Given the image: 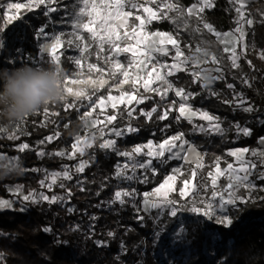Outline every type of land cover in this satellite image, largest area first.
Listing matches in <instances>:
<instances>
[{"label":"trees","instance_id":"trees-1","mask_svg":"<svg viewBox=\"0 0 264 264\" xmlns=\"http://www.w3.org/2000/svg\"><path fill=\"white\" fill-rule=\"evenodd\" d=\"M171 1L184 9L197 2ZM247 9L254 18V25L247 34L249 48L238 68L231 67L228 54L222 52L223 45L214 34L203 29L202 24L201 32L193 31L199 23L194 16L188 18L190 27L187 30L182 26L177 29L176 24L167 19L156 20L148 26L149 31H164L173 35L179 31L180 47L185 54L193 53L195 47L201 45L209 47L220 58L224 69L223 78L210 87H202L188 71H180L171 79L176 87L192 93L194 108L205 109L216 115L226 133L217 135L198 131V124L201 123L199 119H193L191 123L185 118L177 119L179 114L176 110L171 111L167 119H159L163 103L177 100V96L172 92L169 97L162 99L156 93H150L131 119L132 127L138 131L118 141L115 150L102 149L99 147L101 141H96L83 156L89 164L78 175L81 181L70 185L71 195L69 189L57 188L69 198L66 205L57 201H43L31 206L27 212L17 209L0 211V250L7 254L6 264H158L153 231L159 223L155 221L154 213L139 214L130 199H125L123 204L114 202V193L122 186L116 176L121 161L118 150H131L150 139L162 141L180 132L205 152V168L209 170L214 168L217 158L223 166L232 161L233 157L228 153L231 148L255 149L259 146V139L264 136V59L261 58L264 53V0L250 3ZM175 15V12L170 13V16ZM202 17L203 21L219 32L233 30L238 25V14L230 0H215L214 7L206 9ZM187 44L193 48H186ZM247 61H251V65ZM246 79L249 80L247 84L244 83ZM228 84L235 87L229 88ZM233 92L247 97L253 111H244ZM155 106L158 107L157 112L152 114L151 119L139 112L140 108L149 111ZM55 109L59 115L50 118L60 122L57 128L55 123H42V112L27 118L26 133L18 142L25 141L30 147L23 152L12 151L18 154V163L22 165L23 171L19 175L10 172L0 177V196L12 197L7 190L8 185H22L25 192L36 189L41 174L35 168H58L61 158L55 153L64 146H70L74 136L86 133L76 107L65 110L64 104H60ZM237 125L251 129V135L237 132ZM56 131L60 132L58 139L40 143ZM39 151L45 154L38 155ZM164 176L165 171L162 170L157 174L148 171L147 182L139 184V191L152 189ZM231 215V227L208 224L209 228L221 233L223 244L228 238H233L231 247L225 244L217 249L220 258H224L221 264H264V199L247 201L231 210ZM187 224L191 228L193 250L186 261L178 260L176 264H209L208 256L203 251L204 227L195 220ZM45 228L51 231L46 232ZM109 232L115 235L109 236Z\"/></svg>","mask_w":264,"mask_h":264},{"label":"snow or ice","instance_id":"snow-or-ice-1","mask_svg":"<svg viewBox=\"0 0 264 264\" xmlns=\"http://www.w3.org/2000/svg\"><path fill=\"white\" fill-rule=\"evenodd\" d=\"M48 3H55V0H47ZM234 5H239L235 7V11L238 14L236 27L232 32L220 33L214 29V27L203 21L201 14L204 13L206 8L214 7L212 0H197L196 4L191 5L187 9L181 7L178 3L171 2V0H160L157 3V0H77L79 5L78 13L75 14L74 19L72 20L71 27L73 28V35L75 41H78L77 47L81 52H88L89 44L84 42V36L80 34V30L90 34V39L96 43L97 59H101L102 54L106 50L108 55L103 57L104 63L108 65L107 68L99 66L97 63H87L85 57L75 59V66L79 69L73 76H64L65 85L68 82L72 84H90L93 88V92L89 94L86 89H79L74 91L71 87H66L65 91L69 95H73L81 102V106L85 108V111L80 116V119L85 122L87 128H95L97 125H103L98 129L101 136L104 135V128L108 124L113 123L116 120V115H108L106 117L107 123L103 120L93 119V113L97 109L101 110V113L107 108L111 107L116 109L118 105H130L134 100L138 103H143L144 97L137 95L139 89L137 86L142 87L146 92H155L157 95H160L161 98H165L168 91H174L177 97H180L183 101H187L192 94L186 93L182 88H174V86L167 81L166 76H172L178 71H185L188 69L189 65H194L199 67L201 64L211 63L216 65L215 68L209 69H200L198 72L192 73L195 80L199 81L201 79L208 80H219L221 76H211V72L215 71L222 73L223 69L219 67L221 64L220 58L212 51L209 47L197 45L193 50L192 55H185V52L181 49V41L179 39V31L175 35L172 33L165 32H153L148 33L145 31L146 25L151 23L153 20L167 19L172 23L176 24L177 29H180L181 26L184 30H187L190 25L188 18L196 17L199 21L197 27L193 29L194 32H201L202 29L200 24H202L203 29H206L209 33H212L216 36L217 41L220 44H223L222 52L228 54V59L231 60V67L238 68L239 55L237 54V46L241 47L242 52H246L247 46L243 44L245 33L243 23L251 26L254 21L251 18H245L244 0H232ZM46 0H28L25 3H8L7 9L8 12L5 13L7 23H11L14 19L18 18L16 15L9 14L13 9L20 10L22 8L39 7L44 5ZM156 5L152 7L151 5ZM75 7V5H74ZM125 8L129 10L125 11ZM135 10V12L133 11ZM50 12H55L57 9L52 7L49 9ZM175 12V16H170L169 13ZM135 17L136 21H139L134 27H131L129 30L128 21L130 18ZM86 18V19H85ZM179 21L180 23H177ZM39 35L46 36L44 27L39 29ZM63 34L55 35L53 42L51 44H45L42 48L43 52L49 53L52 58V63L56 64L59 68L61 62L60 55L57 54L58 49L64 46V42L61 39ZM73 40H68V44L72 45ZM170 45L171 49L167 46ZM0 43V47H2ZM186 48L192 49L191 44L185 45ZM174 50L173 63L166 64L160 63L156 56L161 54L164 56L169 55V52ZM130 54L131 59L127 64H124L120 61L119 56L121 54ZM261 58L264 59V53L261 54ZM43 59V57H42ZM251 65V61H247ZM60 69V68H59ZM85 69L89 74L87 78L85 77ZM92 74H97L96 78H92ZM117 76L122 79L119 80L120 84H131L135 91L133 93L127 91H121L119 95H112L111 91L104 96H97L96 99H93L95 91L103 89L105 85L109 83V80L105 77L115 80ZM244 83H248L247 80H244ZM153 85H157L153 87ZM116 85H113L115 87ZM229 88H234L233 84L227 85ZM250 86V85H249ZM216 95V93H213ZM86 102V103H84ZM225 103H231V101H224ZM238 103L243 105L245 102L242 98H238ZM76 102L66 103L65 110L72 109L76 107ZM176 110L179 115L177 119L185 118L190 123L192 122V117L199 116L200 119L208 121L209 127L205 128L203 125L198 126L200 131H212L222 133L223 129L220 127L219 123H214L218 118L210 115L207 112L203 111H194L190 105L186 103H180L178 108L176 107V102L172 101L171 106L166 108L162 114L158 117L161 120L167 119L170 112ZM246 112L253 111L251 105L243 109ZM44 115H49V109L44 108ZM157 112V108H153L151 112L144 113L149 119H151L152 113ZM130 114V113H129ZM51 115H59V113H51ZM43 123V121H42ZM55 123V121H53ZM65 128L68 127L67 124L64 125ZM238 132H242L244 135H251V129L249 128H240L239 125L236 126ZM109 131L115 136H122L125 131L128 133L138 131L131 126H128L126 129L111 128ZM0 132L7 133V129L0 127ZM60 132L56 131L53 134H49L44 139L40 141L41 144L46 142L50 143L54 139H58ZM9 139H19L18 136L13 134H8ZM95 134L89 137H80L76 136L74 142L71 144L73 151L70 153H65L63 151L56 152L55 155L64 156L68 155L69 158H74L76 154L83 153L84 146H91V141L95 140ZM179 142V143H177ZM261 143H264V137H261ZM188 144V141L184 139L183 133H177L173 136H170L164 139L158 144H154L149 141L148 144L143 146H136L132 152H119L121 156L132 158L134 154H144L152 158H162L165 156V153H172L174 158H181L186 160L189 163H195V168L190 171L189 177L185 178L182 181L183 187L179 191L181 198L187 200L192 193L197 192L198 185L195 183L197 176V169L203 167L202 163L199 161L202 160V154L196 152L194 147L188 149L184 148V145ZM116 141L114 139H107L99 145L102 149H112L115 150ZM20 152H23L25 149L29 148L27 143H21L17 145ZM147 148V152L144 149ZM177 149V151H173ZM187 152L189 155L195 157V160H189L188 155L181 156V152ZM249 152L248 148H241L236 150H231L229 155L236 158L238 166H234L233 163H228L225 169H221L219 158L215 161L214 171H209L207 177L210 178V184L205 183L201 187H211L212 192L210 197H208V202L201 200L199 203L203 205L202 207L196 206V203H192V206L188 209L190 212L202 215L209 220L212 219L215 214V209H226L227 206H235L237 202L247 203L248 197L239 196L237 193L240 189H247L249 193L256 188L254 182L250 179L253 175V172L257 168V162L253 160H245L243 157L246 153ZM45 153L43 151L39 152L38 155L43 156ZM252 156L256 157L258 162L261 165H264V151L252 150ZM15 159V158H13ZM152 164V160L149 159L146 163L134 164L132 167L145 168ZM86 162H81L77 167L76 171L82 173L86 167ZM119 168V166H118ZM124 169L128 168V165L123 166ZM155 173V168L152 169ZM62 175L63 178L71 180L72 175L69 171L65 170L63 173L52 174V183H56L58 176ZM116 175L118 177L125 176L123 170H118ZM177 175H183L181 169H175L172 175H169L165 178L163 183H161L157 188L154 189L152 193H145L144 204L147 206L158 208L161 204L172 205L170 210V215L175 217L179 209L175 206L178 204V201L169 199V194L175 191L174 184L177 179ZM221 177H226L227 183L223 188L218 184V180ZM131 179L132 177H126ZM258 179L264 180V174H259ZM41 184L44 185V181H41ZM51 187V185H46ZM63 187V185H61ZM84 189L82 188L81 191ZM19 192V189H17ZM69 195H71V190H68ZM134 195L133 192L129 191H116L114 193L115 201L123 204L125 203L124 197H129ZM155 197L156 199L150 200L148 197ZM22 199L24 201L31 200L32 202H38L36 200L35 194L23 195ZM40 199L48 201L50 203H55L58 199H61L57 196L49 197L47 195L40 194ZM215 202V203H214ZM12 207V201L0 199V209H9ZM23 210V209H21ZM142 219V217H139ZM217 223L224 225L225 227H230L232 224V219L224 215L222 217H217ZM44 231H51L50 228H45ZM109 236H114L112 232L108 233ZM103 245V242H101Z\"/></svg>","mask_w":264,"mask_h":264},{"label":"rangeland","instance_id":"rangeland-1","mask_svg":"<svg viewBox=\"0 0 264 264\" xmlns=\"http://www.w3.org/2000/svg\"><path fill=\"white\" fill-rule=\"evenodd\" d=\"M214 1L215 0H212L213 5H214ZM230 1L233 4L232 0ZM258 1L259 0H244L243 11L245 13V18H251L254 21V18L252 14L249 12V10L247 9V6L250 3L258 2ZM27 2L28 0H0V43H2L3 45L2 47H0V68L19 67L21 65H28V66L40 67V68H48L52 66L57 67L56 64L52 63V58L49 55V53L43 52L42 48L45 44H51L53 42L55 35L61 34V33L63 34L61 36V39L64 42V46L58 49L57 54L60 55L61 62L59 64V68L62 71L64 76L74 77V74L79 71V69L75 66L74 61L75 59L81 58V57H85L87 63H97L101 67H105V68L108 67V65L105 64L103 60V57L108 55L107 46H106L105 52L101 56V59L98 60L96 56V52L98 50L97 45L95 42H93L90 39V34L84 32L83 30H80V34L84 36V42L89 44L88 52L86 53L81 52L80 49L77 47V44L79 42L75 41V37L73 35L74 30L71 27L72 20L74 19L75 14L78 13L79 6H82L77 3V0H55V3H48L46 0V3L44 5H40L39 7H32L31 9L22 8L20 10L13 9L9 14L16 15L18 18L14 19L11 23H7V19L5 15V13L8 12L7 4L8 3H25L26 4ZM159 2L160 0H157V3ZM151 6L156 7L155 4ZM234 6L238 7L239 5H234ZM52 7H55L57 11L50 12L49 9ZM206 9H210V8H206ZM127 10L129 9L125 8V11ZM133 11L135 12V10ZM134 19L135 17L133 16L128 21L129 30L131 29V27H134L136 24L139 23V21H136ZM159 20H162V19H159ZM154 21L156 20H153L152 22ZM151 23L146 25V28H145L146 32L148 33L164 32V31H149L148 26ZM241 23L243 24L244 33H245L243 44L246 45L248 49L249 44L247 40V34L252 28V26L254 25V23L251 26L247 25L246 23H243V21H241ZM238 26L239 25H237L236 27ZM41 27H44L45 33L47 34L46 36H43V35L38 36L39 29ZM233 30L226 31V32H220V33H228V32H232ZM70 39L74 41L72 45L68 44V40ZM167 47L171 49L170 45H168ZM245 53L246 52L241 51L240 46H237V54L240 57L238 60L239 66L241 64V58ZM192 54L193 53L185 54V55H192ZM173 56H174V50H171L169 52V55L164 56L161 54H157L156 58L160 63H166L170 65L173 63ZM119 59L122 63L127 64L129 60L131 59V55L128 53L121 54L119 56ZM215 67L216 65H213L211 63L201 64L199 67H196L194 65H189L188 69L185 71H188L189 73L192 74L194 72L200 71V69H209V68H215ZM219 67L223 69L222 64H220ZM179 72L180 71L176 72L174 75H176ZM223 74H224V69L222 73L213 71L211 72L210 75L211 76L219 75L221 76V78H223ZM88 75L89 74L87 73L85 69L84 78H87ZM96 75L97 74H92V78L95 79ZM172 76H166L167 81H169L174 86V88H181V87H176L174 85L171 79ZM105 78L109 80V83L105 85L103 89H99L95 91V95H93L94 100L96 99L97 96H100V95L106 96L109 93V91H111L112 95H119L121 91H127L130 93H133L135 91L131 82L129 84H120L119 80L122 78L119 76H117L115 80L110 79L109 77H105ZM246 80L249 83V80L248 79ZM195 81L200 82L202 87L205 88V87H210L214 85L215 81L217 80H212L211 78H209L208 80L201 79L199 81L197 80ZM113 85H116V86L113 87ZM156 86L157 85H153V87H156ZM66 87H71L74 91L83 88V89H86L89 92V94L93 92V88L90 84H72L71 82H68L66 84ZM137 87L139 89L137 95L138 97L139 96L144 97V101L149 97L150 93H155V92H146L142 87H139V86ZM172 92L174 91L172 90L168 91L165 98L169 97V95ZM185 92L190 93L187 91ZM158 96L161 97L160 95ZM192 96L187 101H183L180 97H177V100L172 99V101L176 102L177 108L180 103H186L190 105L194 111L207 112L210 115L217 117L216 115L210 113L209 111L205 109L194 108L192 106V101H191ZM233 96L236 98L237 103H238V98L243 99V101L245 102L243 105H240L238 103L241 108L248 107L249 105L252 106V104L248 102L249 101L248 98L243 96V94L239 92H233ZM72 102H76V105H77L76 109L80 117L85 111V108L81 106V102L78 101L77 98L73 95H69L67 102H61L59 104H50L49 106H47V108L49 109L48 116L44 115V111H43L44 108H41L36 113L42 112V116H43L42 121L44 123H53V121L55 120L53 118L51 119L50 117L55 116V115H51V113H57L55 107L60 104H64L65 106L66 103H72ZM171 102L163 103L164 108L162 112L166 108H169L171 106ZM141 104L142 103H138L137 101L134 100L130 105H123V104L118 105L116 109H112L109 106L103 111V113H101L100 109H97V111L93 113V117H92L93 119L103 120L105 121V123H107L106 117L108 115L115 114L117 117L116 120L113 123L108 124L107 127L104 128L103 136H101L98 131L99 128L104 127L103 125H97L95 128H87L85 125V122L82 120L84 127L86 129V133L84 135H76V136L90 138L91 136L95 134L96 138L95 140L91 141V146H93L96 141H101V143H103L107 139H114L116 141V145H115V149H116L118 141L124 139L128 134H131L132 132L128 133L125 131V133L122 136L117 137L114 134H112L109 131V129L111 128L126 129L128 126L132 127L131 119L136 116L137 109ZM153 108H158V107L155 106ZM151 110L148 111L144 108H140L139 112L141 114H144V113L151 112ZM193 119H199L201 121V123H199L198 126L203 125L205 128L209 127V122L200 119L199 116L192 117V120ZM26 122H27V118L24 121L14 123L11 126H7L6 122L0 121V127H4L7 129V133L0 132V158H6L7 160L18 163V159H19L18 154L12 153V151L19 150L17 145L21 143H27V142L25 141L18 142V139H9L8 134H13L20 138L23 134L26 133ZM59 123H60L59 121H55V128L59 126ZM214 123H219L220 127L223 129L222 133L212 132V131H204V132H206L207 134L224 135L226 133V129L222 127V125L219 122V119L217 121H214ZM240 128H244V127H240ZM197 130L200 131L199 127H197ZM236 130H237V127H236ZM239 133H242V132H239ZM173 135H170V136H173ZM76 136H74L71 144L74 142V139ZM184 139L187 140L185 136H184ZM149 141L153 142L154 144H158L162 142L163 140L160 142H156V141L154 142V140L150 139L148 140V142ZM187 141H188V144L184 145V148L188 149L190 147H194L196 152L202 154V160H200L199 162L202 163L203 165L202 168L197 169V176L195 179V183L198 185V190L197 192L192 193V195L187 200L180 197L179 191L183 187L182 181L185 178H188L190 171L193 168H195V163H189L186 160L181 159V158H174L172 156V153H168V152H166L165 156L162 158H152L142 153L134 154L132 158L121 156V161L119 163L118 170H123L126 175L121 176V177H118L116 175L118 180L122 183V186H120V188L117 191L124 190V191L133 192L134 190V195L129 196V197H124V199H130L131 204L134 206L135 210L139 214H141L142 212H146L150 214L154 213V216H156L155 221L159 223V226L156 227L153 231V236L155 237L153 246L154 248H156L155 255L156 257H158V262H157L158 264H176L178 260L186 261L189 258L193 249L191 247L192 241L190 238L191 228L187 224V222H192L194 220L198 221L201 224V226L204 227L203 231H204L205 239L203 242V251L208 256V263L209 264H221L224 258L222 257L220 258V255L218 254L217 249L218 247H223L225 244L226 246L231 247L233 243V238H228L226 242L223 244V242L221 241L222 240L221 233L218 230H213L209 228L208 224H214V223L219 224L216 222L217 217H222L224 215H227L232 219L231 210L237 208L239 205L244 204V203H241L238 201L235 206H227L226 209L216 208L215 214L213 215L211 220H209L208 218L202 215L192 213L188 210L192 206V203H196V206L202 207L203 205L199 203L201 200H204L206 203L208 202V197H210L211 195L212 188L211 187H201V186L204 185L205 183L210 184V178L207 177V173L209 171H214V168L207 170L205 168V161H204L205 152L200 150L192 141H189V140ZM148 142L146 144H148ZM71 144L70 146H64L61 150H58L57 152L63 151L65 153H70L71 151H73V149L71 148ZM146 144H141V146L146 145ZM81 146L84 147L83 153L78 152L74 158H69L67 154L64 156H60L61 163L56 169H46L44 167L35 168V170L40 172L41 174L40 183L36 189L30 190L29 192H25L23 190L22 185H17V184L13 186L8 185L7 190L12 194V197L5 198V197L0 196V199L12 201V207L9 209H12V210L17 209L23 212H27L30 209V207L33 206L34 204L41 203L44 201L40 199V194L47 195L49 197L57 196L61 198V199H58L57 202L63 203V205H66L69 202V198L66 197L65 193L57 191V188L68 190L71 188L70 185L72 183H73L72 185H76L77 183L81 181V179L78 176L80 172H77L76 169L81 162H86V165L89 164V161L85 160L83 156L88 151V149L91 147V146L90 147L84 146L83 144ZM241 148H248V147L231 148L228 150V153L231 150H236V149H241ZM248 149H249V152L246 153L243 158L245 160H253L257 162V168L253 172V175L250 177V179L256 185V188L252 190L251 193H249L247 189L242 188L237 194L239 196L248 197L247 201L254 202V201H259V200L264 199V180L258 179L259 174H264V165H261L258 162L257 158L252 156V150L264 151V143H261V137L259 139V146L257 148L255 149L248 148ZM118 151L119 152H132L133 149L131 150L119 149ZM144 151L147 152V148H145ZM173 151H177V149H174ZM184 155H188L189 160H195V157H193L192 155H189L187 152L182 151L181 156H184ZM148 159L153 160L151 167L155 168L156 170L155 173H158L160 170H162V171H165V176H164V179L152 189L140 192L139 184L147 182L148 171L150 170L147 171L146 167L145 168H140V167L133 168L132 166L134 164L146 163ZM229 163H233L234 166H238L235 157H233V160L230 161ZM125 164L128 165L127 169L123 168ZM226 166L227 165L223 166L220 164L221 169H225ZM178 168L181 169V171L183 172V175H177V179L174 184L175 191L171 192L168 197L171 200L178 201V204L175 205L179 209V211L177 212V215L175 217L170 215V210L172 208V205H167V204L162 203L161 206L158 208H153L150 206H147L146 208L144 204V200H145L144 194L152 193L155 188H157L161 183H163V181L165 180L167 176L172 175L173 171ZM65 170L70 172V174L72 175V179L68 180V179L63 178L62 175H60L57 177L56 183L53 184L52 174H55V173L62 174L63 171ZM126 177H132V178L128 179ZM41 181H44V185L41 184ZM226 183H227L226 177L219 178L218 184L221 188H223V186H225ZM46 185H51V187L49 188ZM61 185H63V187H61ZM17 189H19V192H17ZM30 193L35 194L36 200L38 202H32L31 200L24 201L22 199L23 195H28ZM148 198L150 200L156 199L155 197H151V196ZM69 207L73 209L72 205H69ZM4 210H8V209H0V211H4ZM251 220L252 219H250V221ZM232 222H233V219H232ZM6 255L7 254L4 252V250H0V264H6Z\"/></svg>","mask_w":264,"mask_h":264},{"label":"clouds","instance_id":"clouds-1","mask_svg":"<svg viewBox=\"0 0 264 264\" xmlns=\"http://www.w3.org/2000/svg\"><path fill=\"white\" fill-rule=\"evenodd\" d=\"M65 89L64 75L56 66L0 68V121L11 126L50 104L67 102ZM22 171L19 163L0 158V177Z\"/></svg>","mask_w":264,"mask_h":264},{"label":"crops","instance_id":"crops-1","mask_svg":"<svg viewBox=\"0 0 264 264\" xmlns=\"http://www.w3.org/2000/svg\"><path fill=\"white\" fill-rule=\"evenodd\" d=\"M147 142H148V141L143 142V143H140V144H137L136 146H141V144H146ZM154 142H155V141H154ZM156 142H160V141H156ZM136 146H135V147H136ZM135 147H134V148H135ZM134 148H133V149H134ZM193 157H194V156H193ZM148 160H149V159H148ZM152 162H153V160H152ZM146 168H147V171H148V170L152 171V169H153V167H151V165L148 166V167H146ZM152 172H153V171H152ZM154 174H157V173H154ZM169 174H170V173H169ZM148 199H149V198H148Z\"/></svg>","mask_w":264,"mask_h":264},{"label":"built area","instance_id":"built-area-1","mask_svg":"<svg viewBox=\"0 0 264 264\" xmlns=\"http://www.w3.org/2000/svg\"><path fill=\"white\" fill-rule=\"evenodd\" d=\"M219 262V261H218Z\"/></svg>","mask_w":264,"mask_h":264}]
</instances>
